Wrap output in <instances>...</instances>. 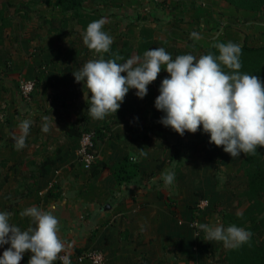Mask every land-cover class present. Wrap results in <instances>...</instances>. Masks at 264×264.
<instances>
[{"label":"crops","instance_id":"0c3cea01","mask_svg":"<svg viewBox=\"0 0 264 264\" xmlns=\"http://www.w3.org/2000/svg\"><path fill=\"white\" fill-rule=\"evenodd\" d=\"M221 1L205 0L201 4L198 0L193 4L192 0L188 3L195 9L191 11L192 19H196L194 22L200 18V12H206V16L214 19L211 23L207 22L210 27L201 36L198 34V39L191 36L194 39L192 42L204 48L221 39L239 45L264 44V20L255 13L234 10L227 2ZM224 5L228 6L225 9L229 13L219 14L220 10L216 7L224 8ZM90 6H95L97 13L109 23L111 13L105 10V6L91 1L85 4L86 9ZM34 8L22 5L20 14L23 12V17L30 19L29 13L38 12ZM121 12H117L118 17L126 15ZM181 17L174 14L173 18L167 20L181 25ZM232 17L236 21L229 28ZM127 18L133 20L131 16ZM246 18L252 21V24H246L251 29L243 26ZM51 22L57 21L54 19ZM21 23L19 17L6 29L5 42L0 47L1 212L12 213L10 223L26 230L35 225L31 218L21 217V211L32 206L51 211L59 220L58 235L65 249L101 250L105 254L104 264H139L143 257L166 261L175 255V261L170 260L172 264H193L196 263L194 258H190L193 252L197 254L200 264L204 253L195 249L198 242L193 239L195 231L189 226L192 214L187 216L188 222L184 225L178 220L181 226L177 228L174 213L170 211L165 198L159 196L162 193L170 197L175 207L182 206L184 209H192L190 204L197 198L181 185L180 180L166 185L162 179V173L172 170L163 168L165 163L158 165L159 160L162 154L166 160L167 151L173 152L172 145L177 140L169 143L168 147L162 140H151L152 136L161 132L162 118L159 115L162 111L155 107L159 95L157 89L161 83L159 88L153 87L156 88V82H162L169 74L162 69L154 86L153 82L148 86L144 98L137 97L136 90L130 89L116 114H110L103 120L92 119L87 111L91 93H87L83 82L75 81L73 73L89 60L99 58L100 54L70 42L82 39V27L76 23V32L67 35L69 42H64V39L60 42L57 40L59 34L49 35L45 29L41 33L39 28H34L38 33L27 34L19 29ZM11 33L15 36L8 37ZM35 35H38L37 39L32 41L31 37ZM81 44L83 46V39ZM187 50L190 54L191 51ZM21 75L37 81L30 102L25 101L19 92ZM24 120L32 123L26 137V147L17 150L14 137L22 134L20 124ZM83 122L94 129L105 122L110 123V129H104L96 140L98 172L95 175L85 170L77 157L80 134L72 133V127H80ZM179 137L176 135L174 139ZM137 148H146L147 156L140 157ZM131 155L138 156L139 173L131 181L118 184L111 168L125 156ZM244 156L241 154L232 158L226 153L224 166L240 168ZM173 171L176 176L177 171ZM205 193L211 196L213 204L222 203L224 208L225 202H235L233 195L223 203L219 202L213 190H205ZM233 204H236L235 212H241L248 202ZM5 250L1 245V256ZM209 261L210 264H219Z\"/></svg>","mask_w":264,"mask_h":264},{"label":"clouds","instance_id":"9594fccd","mask_svg":"<svg viewBox=\"0 0 264 264\" xmlns=\"http://www.w3.org/2000/svg\"><path fill=\"white\" fill-rule=\"evenodd\" d=\"M105 19L90 22L82 33L83 44L99 55L97 59L86 62L80 70L73 73L76 82H83L87 93H91L88 115L92 119L103 120L116 114L130 89L136 90L139 98H144L148 86L163 70L169 74L164 78L155 100V107L165 115L161 123L183 136L187 131L196 133L201 125L210 136V143L223 147L232 158L255 155L258 147H264V82L256 75L241 73V47L231 41L216 43L219 55L211 53L198 58L192 54L177 55L174 59L164 48H152L143 56L105 59L113 38L103 30ZM199 38L198 33L191 34ZM223 66V67H222ZM230 69L226 72L223 68ZM126 73V75H122ZM30 120L20 124L21 135L14 137L15 148L26 147ZM47 131V128L44 129ZM135 147V146H134ZM138 149L140 157L147 151ZM135 163L137 155H131ZM166 185L175 180L174 171L162 173ZM12 213L0 212V245L9 244L0 264H20L26 252L30 253L28 264H54L57 259L70 264L65 244L60 239L59 220L51 211L35 206L21 211V217L31 218L35 227L22 230L10 223ZM205 232V241L223 242L226 247L236 248L247 243L252 233L235 224L215 227L198 224Z\"/></svg>","mask_w":264,"mask_h":264},{"label":"rangeland","instance_id":"374dc122","mask_svg":"<svg viewBox=\"0 0 264 264\" xmlns=\"http://www.w3.org/2000/svg\"><path fill=\"white\" fill-rule=\"evenodd\" d=\"M181 1L183 2L182 4L179 3ZM181 1L162 0L157 2L155 0H113L109 5H106L105 7L103 6L105 10H107V12L111 13L110 21H108L109 23L105 22L104 31H106L113 38V42L121 41L122 38L124 37H128L133 41H138L140 38V31L142 25H148L154 27L156 30V34H155L156 43L150 49L164 48L169 54L172 55L173 59L177 55L189 54L188 50L186 49V46L188 44L187 41H189V39L194 40L192 39L193 37L191 38V34L193 32H196L201 36L202 32L208 30V28L210 27V24L208 25L207 22L211 23L214 21V19L211 16H206V12H200L198 13V15H200L201 19L198 18V21L194 22L196 19H192L193 17H191V11L193 12V10L195 9H192L191 7L192 4L188 5V3H191L192 0H181ZM200 1L201 4L205 3V0H200ZM197 2L198 0H194L193 4H196ZM22 5L25 6L30 5L32 7L34 6L35 7L34 9H37L38 12L36 14L29 13V16H31L30 19L28 17L24 18L23 12H21L20 14V11L22 10ZM227 7H228L227 5H224V8L223 6H217L216 9L220 10L219 14H222V12L228 14L229 13L227 12L228 10L225 9ZM232 7L234 8V10H236L234 6ZM94 8L95 6L88 7L90 11L95 10ZM194 8H196V6H194ZM203 9H206V7H204ZM97 10H99V8ZM0 11L4 14L6 18L11 19V24H14V21L20 17L22 23L19 29L25 31L27 34L28 33L32 34V32H37V30L34 28H39V31H41V33L45 29V31H47L49 35L56 36L59 34L60 36L59 38H57V40H60V42H62L63 39L64 42H69V40L66 39L67 35H69V33L76 32V27H75L76 17L74 16L73 13H64L61 10L60 6L58 5L57 0H0ZM115 12L116 14H114ZM117 12H121L122 14H126V15H124V17H118L119 13ZM152 13H154L155 16H157L156 18L159 17L161 19L159 18H158L159 20L156 19L155 16L151 15ZM174 14L182 15L181 25L178 24V22H176L177 25H174L175 23L174 24L172 23L173 20L172 21L167 20L169 17L173 18ZM128 15L131 16L133 20L127 18ZM137 15L139 16V19L136 18ZM144 16H149V18L144 19L143 18ZM140 17H142L143 19ZM233 18L234 17H232L231 19ZM54 19H56L57 22L55 23L51 22ZM70 20H72V22ZM234 21L236 20L233 19L229 21V28H231L230 26ZM251 22L252 21H249V19L246 18V22L243 26H246L248 29H251L249 28V25H246L247 23L252 24ZM197 31H201V32H197ZM204 35L202 36L203 38ZM14 36H15L14 33L8 34V37H14ZM35 36L36 37L34 36L31 37L32 41L34 39L36 41L38 35ZM76 37L77 36H75L74 39H76ZM41 38L42 36L39 38V40H41ZM81 40L78 39L77 41H70V42L72 44H76L77 46L86 48L84 44L82 46ZM79 41H80V45H78ZM207 43L208 42H206V44ZM11 62L13 61L11 60ZM21 79L34 80L36 82V88H37V81L35 79L25 78L22 75L20 80ZM20 80L18 82L19 92H20V86H19ZM160 83H161L160 81L156 82L157 87L156 88L153 87V88L154 89L159 88L158 85ZM152 86H154V82L152 83ZM159 115L160 117H163L165 114L162 112ZM160 125L161 126L159 130H161V132L159 133V135L152 136L153 138L151 140H162V142H164L167 145L166 147H168L170 145L169 143H172L173 140H177V142L174 143V145H172L173 152L170 151L168 153L167 151L166 153L168 155V157H166L167 161L163 159L164 156L162 154L158 165H162L165 163L164 164L165 166L163 168H168L169 170L171 169L172 171L173 170L177 171L175 180H180L181 185L184 188H187L188 192L191 191V195L193 194L192 196L194 197L197 196L196 201H192V204L190 205L196 206L199 200H201L205 196H209L205 193V190L208 191L213 190L214 194L217 195V198H219L218 199L219 202L224 203V200H228V198H230L232 195L233 198L235 199V202H239L241 200L243 201H241L242 203L240 204H245L247 202L245 200L246 198L242 196V193L246 188V181H247L244 172L238 167H233L232 169L229 166L228 167L224 166L225 164L223 162L225 159L226 152H224L223 147H217L213 143L209 142L210 141L209 134L207 136V140H201L202 138L197 139L194 133H189L186 131L184 135L181 136L175 131H173L170 127L164 126L161 122ZM176 135L180 137L174 139V136ZM168 159H170V162L168 161ZM0 162H1V154H0ZM166 164L168 165L167 167ZM209 198L211 200V204L210 207L202 213L199 219L201 224H208L209 226L215 227L218 224L223 223V220L221 219L222 215H226L225 213L227 212H235L237 209L236 208L237 203L233 204L235 202H229V204L228 203L226 204L225 202L224 204L226 205V208H224L222 207L223 206L222 203L213 204L211 196ZM173 206L174 208H170V211L175 210L177 213L175 215L176 218L174 219V224L178 228L179 226L184 225L185 223L188 222L187 216H189L191 213V209H190L191 207L189 206L190 208L184 209V207L182 206H180L179 208L177 205L175 207V205L173 204ZM0 212H1V164H0ZM182 212H185L184 216ZM178 220L181 223V225L178 224ZM222 225L225 227V224ZM199 233L200 234L197 237L192 236L193 239L195 238L194 240L198 242L195 245L196 246L195 249L198 248L199 244L202 242H206V243L208 242L211 244L210 251L214 249V246L215 247L224 246L223 242L205 241V235H206L205 232L200 230ZM9 247H10L9 244L2 245V248L4 249H7ZM190 254H191L190 258H194L196 260V263L193 264H198L199 261L197 254L195 252ZM203 255L204 257L202 261H200V264H210L209 260L214 261L215 259L212 254L204 253ZM0 256H1V245H0ZM172 257H170L169 259L166 257L167 258L166 264H172L170 260L175 261L177 255ZM29 259H30V255L28 254V252H26L20 263L28 264Z\"/></svg>","mask_w":264,"mask_h":264},{"label":"trees","instance_id":"16d2710c","mask_svg":"<svg viewBox=\"0 0 264 264\" xmlns=\"http://www.w3.org/2000/svg\"><path fill=\"white\" fill-rule=\"evenodd\" d=\"M89 1L97 5L106 6L109 5L113 0H57V3L64 13H73L76 17V23H78V25L85 31L87 25L90 22L102 18L101 14H98L96 10L90 11L86 9L85 4ZM222 1L234 6L236 10H244L246 12L255 13L259 19L264 20V0ZM151 15L155 16L154 13ZM156 17L157 16H155V18ZM136 18L139 19V16L137 15ZM143 18L148 19L149 16H144ZM9 26H11V19L6 18L0 11V47L4 45L5 32ZM155 34L156 30L154 27L142 25L140 38L138 41H133L128 37H125L122 38L121 41L113 42L110 52L104 53V58L111 59L115 58L116 56H120L124 59L118 60L117 62L123 63L128 58L136 56L142 57L143 53L149 50L156 43ZM227 42L229 41L226 39H221L216 43ZM215 44L204 48L201 45L192 42V40H189L186 47L191 51L190 54L194 56L197 54L196 57L209 53L218 56L219 51L214 47ZM239 46L241 47L240 61L242 64V67L239 71L244 74L256 75L261 79L262 82H264V44L256 46L244 43ZM223 70L226 72L231 71L226 67H224ZM83 120L85 121L86 119L83 117ZM83 123L84 124L80 125V127L73 126L72 133L81 134L83 130H94L97 133V140L103 134L104 129H110L109 122H105L104 125L98 126L95 129L90 128L86 122ZM194 135L197 139L202 138L201 140H207L208 133L203 131L201 125L200 129L194 133ZM240 169L244 172L247 180L246 188L243 191L242 196L246 198L245 200L248 202V205L241 212L225 213L226 215H222L221 219L225 224V228L229 225L235 224L236 226L243 227L245 230L250 231L252 233L250 240L239 247L228 248L222 255L221 252L227 248L225 245L223 246L224 248L222 246H214L212 252L210 251L211 244L208 242L200 243L198 248H196V251L199 250L203 253L212 254L215 258L214 261H217L219 264H264V147H258L255 155H245L242 159ZM89 171L92 175H95L98 172L96 170V163ZM111 172L118 184L129 182L139 173L138 162L133 163L129 156H125L111 168ZM159 196L161 198H165L170 208H174L173 200L170 197L164 196L162 193H159ZM205 197L210 200L208 196ZM241 201H239V203H242ZM172 212L174 215L177 214L175 210H172ZM191 214L192 219H197L198 216L196 214V206H192ZM77 251L81 252L82 249L77 248ZM54 264L61 263L55 261ZM139 264H166V261H164V259L158 260L143 257Z\"/></svg>","mask_w":264,"mask_h":264},{"label":"built area","instance_id":"2783aa9c","mask_svg":"<svg viewBox=\"0 0 264 264\" xmlns=\"http://www.w3.org/2000/svg\"><path fill=\"white\" fill-rule=\"evenodd\" d=\"M157 2L162 0H155ZM20 94L25 101H32L34 91L36 90V82L30 79L20 80ZM96 137L97 133L94 130H83L80 134L79 145L77 149V157L79 163L85 170H90L93 165L97 162L98 153L96 150ZM210 200L207 197L199 200L196 205L197 219H192L190 221V227L195 231V235L198 236L200 223V217L202 213L209 207ZM197 231V232H196ZM61 256H67L70 259V264H84L90 262L92 264H104L105 254L103 251L98 249H86L81 252L77 250L65 249L64 252L60 254ZM57 262L63 264L62 260L57 259Z\"/></svg>","mask_w":264,"mask_h":264}]
</instances>
